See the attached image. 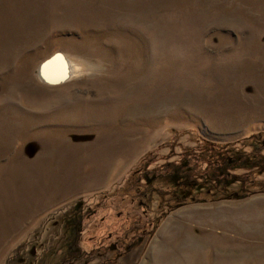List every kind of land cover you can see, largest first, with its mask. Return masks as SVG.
I'll list each match as a JSON object with an SVG mask.
<instances>
[{"label":"rangeland","instance_id":"obj_1","mask_svg":"<svg viewBox=\"0 0 264 264\" xmlns=\"http://www.w3.org/2000/svg\"><path fill=\"white\" fill-rule=\"evenodd\" d=\"M0 264H264V0H0Z\"/></svg>","mask_w":264,"mask_h":264},{"label":"flooded vegetation","instance_id":"obj_2","mask_svg":"<svg viewBox=\"0 0 264 264\" xmlns=\"http://www.w3.org/2000/svg\"><path fill=\"white\" fill-rule=\"evenodd\" d=\"M217 154H218V152H217ZM165 165H166V163H165ZM184 165H185V163L182 160H180L179 162H177L176 164H174L172 166V171L168 172V176L170 177V179L172 180V182L175 181V183H177V185L184 184L185 180L187 179V175H189L188 173L191 172L190 171V169H191L190 167H187V169L184 170L183 169V166ZM168 166L170 167V163L169 162H167L166 167L164 165H161L158 168L152 169V170L151 169L149 170L148 167L145 168L143 171L142 170H137V171H139V177L140 178H141V176L144 177V180H145L144 183H146V185H143L144 187H142L145 190V192H143V195H145V196L147 195V193H146L147 190H146L145 187H147V185H150L159 176H163V174L160 173V171L162 169H164V168L167 169ZM185 171L188 172L187 175H186ZM138 188L139 187H137V189ZM144 190H141V191H144ZM139 192L140 191H138L136 194H138ZM133 201H134V199H133ZM138 204H139L138 207L146 206L145 199H141ZM92 216H94V215L86 216V214H85V217H82V220L80 221V223L77 224V228H78L77 233H76V235L72 236V238H71V240H70V242H69V244L67 246L68 247V252H70L72 255L79 254L81 251L82 252L85 251L78 244V242H80V240H79L80 239L79 238L80 237L79 235L81 233L80 231L82 229L85 231V224H87L89 222V226H90V229L89 230H92L93 229L95 231L94 234H97L99 232V226L101 224L96 222V217H94L95 219L94 218H91ZM85 219L87 221H85ZM104 219H105V217L100 218L101 221L104 220ZM116 219L118 220L117 223H116V225L119 227L120 225H122V222H124V221L120 222L121 219L119 218V216ZM129 228H130V230L136 229V227H135L134 224H131L129 226ZM101 230H103V231H101ZM101 230H100L101 233H103L104 235H107V236L113 235V233H107V231H104L105 229H101ZM94 234H93V236H94ZM103 234H102V236H104ZM91 238H92V236H91ZM100 238H102V237L100 236L99 239ZM110 245L112 246V249L115 250V246L116 245L114 243H111Z\"/></svg>","mask_w":264,"mask_h":264},{"label":"bare ground","instance_id":"obj_3","mask_svg":"<svg viewBox=\"0 0 264 264\" xmlns=\"http://www.w3.org/2000/svg\"><path fill=\"white\" fill-rule=\"evenodd\" d=\"M69 69L70 65L67 64L66 59L60 55H56L41 65L39 73L48 81H59L70 75Z\"/></svg>","mask_w":264,"mask_h":264}]
</instances>
